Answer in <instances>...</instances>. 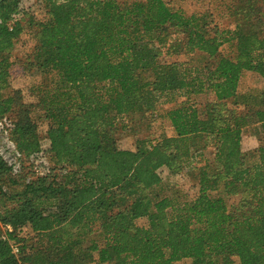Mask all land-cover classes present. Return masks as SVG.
<instances>
[{"label":"trees","instance_id":"1","mask_svg":"<svg viewBox=\"0 0 264 264\" xmlns=\"http://www.w3.org/2000/svg\"><path fill=\"white\" fill-rule=\"evenodd\" d=\"M37 1L48 16L27 20V67L41 76L27 103L10 79L22 0H0V119L25 162L43 151L44 121L51 167L15 176L0 156V264H264V142L241 144L250 111L264 134V89H239L246 71L264 78V0H227L224 27L212 7L187 14L166 0ZM159 104L173 134L119 147L118 123ZM163 168L189 170L197 195L169 188Z\"/></svg>","mask_w":264,"mask_h":264},{"label":"rangeland","instance_id":"2","mask_svg":"<svg viewBox=\"0 0 264 264\" xmlns=\"http://www.w3.org/2000/svg\"><path fill=\"white\" fill-rule=\"evenodd\" d=\"M175 9L181 10L187 14H191L198 11H203L208 7L216 9V20L220 26L232 25L235 21V17H231L228 11L227 0H166ZM21 19L25 29L21 37L15 42L12 50V57L15 61L13 69L11 71V83L12 86L20 89L25 102L35 103L36 98L31 92V87L38 81H40V74L34 69L27 67V56L32 51L35 45V39L32 31L27 25V20L30 17L35 18L38 21H44L47 19V9L42 1L37 0H22ZM181 39V38H180ZM173 44L177 42V39L172 40ZM228 50V48L226 49ZM161 57L163 60H180L188 61L191 64H201L205 61L204 57L198 53L185 54L184 50L180 52H174L163 49ZM145 75H148L145 74ZM241 92L255 91L257 89H264V78L253 71H246L241 79L240 87ZM210 96L200 95L197 97V102L201 108H204L207 99ZM167 105L159 104L155 111H150L145 115L134 114L124 119V124L118 123L115 137L117 138V144L121 148L135 149L138 145V141L145 140L151 143L156 142L164 135L173 134V128L170 122L160 116V111ZM12 114V113H11ZM250 126L245 129L242 134V148L249 150L260 146L264 142V134L258 129L255 113L249 112ZM47 125L44 121H39V134L44 141L43 148L45 152L36 156L35 161L25 162L27 171L31 168L37 172H45L51 167L49 143L46 139ZM207 155L211 156L212 148L206 149ZM160 174L164 181L170 187H179L187 196L195 197L198 193V184L194 175L189 170H184L176 175H172L167 168L160 170ZM0 194V211L3 209V202L1 201ZM240 199V195H231L227 197V202L230 206H234ZM138 225H146L147 219L140 218L137 220ZM28 228H24V231H28ZM236 264H239L237 257H234ZM91 264V263H89Z\"/></svg>","mask_w":264,"mask_h":264},{"label":"built area","instance_id":"3","mask_svg":"<svg viewBox=\"0 0 264 264\" xmlns=\"http://www.w3.org/2000/svg\"><path fill=\"white\" fill-rule=\"evenodd\" d=\"M21 11L22 5H20V12L13 16L14 21L20 20ZM44 152L45 149L43 148V151L39 154H43ZM39 154L33 155L31 157V161H35L36 156H38ZM0 156L10 167L11 173L15 176L19 175L26 165L23 153L19 151L16 143L11 137V123L7 117L0 119ZM0 238L7 239L5 232L0 234ZM11 246L13 252L15 254H19V245L16 242L11 241Z\"/></svg>","mask_w":264,"mask_h":264}]
</instances>
